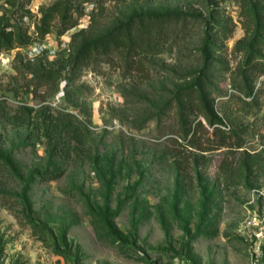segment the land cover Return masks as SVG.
Returning a JSON list of instances; mask_svg holds the SVG:
<instances>
[{
	"label": "rangeland",
	"instance_id": "1",
	"mask_svg": "<svg viewBox=\"0 0 264 264\" xmlns=\"http://www.w3.org/2000/svg\"><path fill=\"white\" fill-rule=\"evenodd\" d=\"M11 2L30 41L0 52V264H250L264 0Z\"/></svg>",
	"mask_w": 264,
	"mask_h": 264
},
{
	"label": "trees",
	"instance_id": "2",
	"mask_svg": "<svg viewBox=\"0 0 264 264\" xmlns=\"http://www.w3.org/2000/svg\"><path fill=\"white\" fill-rule=\"evenodd\" d=\"M7 3H12L11 0H8ZM56 12V9L52 12H49L45 15V21H49L53 18L54 14ZM11 27L10 22L7 21L5 16H0V52L6 51V50H12L15 48V45L18 44L20 46H25L29 43V38L27 35L19 30V28L8 31ZM50 27L47 26L44 28V32H49ZM212 37L209 31H207L206 38H205V52L207 53V50L209 49L211 45ZM95 47L94 44L89 45V48H87L86 51L83 50V52L80 55V59L83 60L88 58L90 56V51ZM34 74L40 73V79L46 81V80H57L61 77V72L56 70H50L46 71L43 66L40 64V68H36V70L33 72Z\"/></svg>",
	"mask_w": 264,
	"mask_h": 264
},
{
	"label": "built area",
	"instance_id": "3",
	"mask_svg": "<svg viewBox=\"0 0 264 264\" xmlns=\"http://www.w3.org/2000/svg\"><path fill=\"white\" fill-rule=\"evenodd\" d=\"M8 0H0L7 4ZM247 241L249 243L250 264H264V222L255 219L251 222Z\"/></svg>",
	"mask_w": 264,
	"mask_h": 264
}]
</instances>
